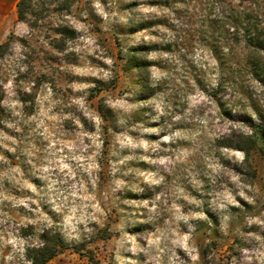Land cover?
<instances>
[{"label":"rangeland","instance_id":"1","mask_svg":"<svg viewBox=\"0 0 264 264\" xmlns=\"http://www.w3.org/2000/svg\"><path fill=\"white\" fill-rule=\"evenodd\" d=\"M11 34L0 264L45 230L47 264H264V0H32Z\"/></svg>","mask_w":264,"mask_h":264},{"label":"trees","instance_id":"2","mask_svg":"<svg viewBox=\"0 0 264 264\" xmlns=\"http://www.w3.org/2000/svg\"><path fill=\"white\" fill-rule=\"evenodd\" d=\"M31 1L32 0H20L16 4L17 21H25L26 13L31 6ZM12 39H14V36L11 34L5 42L0 44V59H2L7 53V50L10 46ZM249 39H250L249 40L250 43L247 44L248 47L253 48L255 50H261L260 46H258L259 43L258 44L256 42L253 43L251 41V38ZM125 67L130 69H135L136 71H138L141 76L140 85L142 86L146 85L145 76L147 75L148 72V65L145 60H139V58H137L136 56H132L127 60ZM2 100H3V94L0 87V113L2 111L1 109ZM244 152L247 154V150H244ZM106 237L107 236L104 235V239ZM64 249H65V244L62 241L59 234L51 230H45L39 236L38 245L30 248L27 251V259L30 261V264H47L57 255L61 254L64 251ZM88 259L96 263L92 255H90Z\"/></svg>","mask_w":264,"mask_h":264},{"label":"crops","instance_id":"3","mask_svg":"<svg viewBox=\"0 0 264 264\" xmlns=\"http://www.w3.org/2000/svg\"><path fill=\"white\" fill-rule=\"evenodd\" d=\"M20 0H0V37L4 36L16 16V4Z\"/></svg>","mask_w":264,"mask_h":264}]
</instances>
